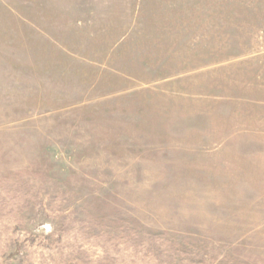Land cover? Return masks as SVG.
<instances>
[{
    "label": "rangeland",
    "instance_id": "374dc122",
    "mask_svg": "<svg viewBox=\"0 0 264 264\" xmlns=\"http://www.w3.org/2000/svg\"><path fill=\"white\" fill-rule=\"evenodd\" d=\"M0 264H264V0H0Z\"/></svg>",
    "mask_w": 264,
    "mask_h": 264
}]
</instances>
